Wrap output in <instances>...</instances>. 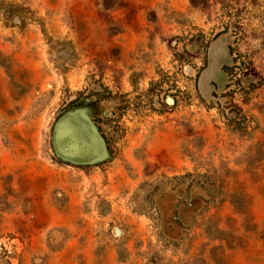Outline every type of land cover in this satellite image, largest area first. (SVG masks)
<instances>
[{"label": "rangeland", "instance_id": "374dc122", "mask_svg": "<svg viewBox=\"0 0 264 264\" xmlns=\"http://www.w3.org/2000/svg\"><path fill=\"white\" fill-rule=\"evenodd\" d=\"M0 264H264V0H0Z\"/></svg>", "mask_w": 264, "mask_h": 264}, {"label": "water", "instance_id": "95a60500", "mask_svg": "<svg viewBox=\"0 0 264 264\" xmlns=\"http://www.w3.org/2000/svg\"><path fill=\"white\" fill-rule=\"evenodd\" d=\"M53 139L57 156L71 164L92 165L109 157L105 140L86 109L64 114L55 125Z\"/></svg>", "mask_w": 264, "mask_h": 264}]
</instances>
